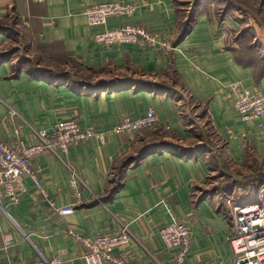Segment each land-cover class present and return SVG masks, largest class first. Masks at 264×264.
<instances>
[{
    "label": "crops",
    "instance_id": "crops-1",
    "mask_svg": "<svg viewBox=\"0 0 264 264\" xmlns=\"http://www.w3.org/2000/svg\"><path fill=\"white\" fill-rule=\"evenodd\" d=\"M118 1L137 8L104 26L87 23L86 8ZM123 24L144 28L165 46L95 42V34ZM233 83L264 92V0H0L6 145L31 146L36 132L62 121L106 132L148 109L157 116L154 128L133 136L74 143L67 156L58 150L37 156L32 165L41 189L24 179L19 203L0 212V264L54 258L84 264L86 250L75 235L115 234L122 226L131 242L116 256L129 264H174L176 252L159 239L171 222L190 228L185 264H230L226 238L238 200L232 191L210 188L220 170L215 163L223 156L235 167L264 170V118L241 119ZM200 108L220 141L219 154L196 121ZM61 159L82 181L77 195ZM65 207L73 212L60 215Z\"/></svg>",
    "mask_w": 264,
    "mask_h": 264
},
{
    "label": "built area",
    "instance_id": "built-area-1",
    "mask_svg": "<svg viewBox=\"0 0 264 264\" xmlns=\"http://www.w3.org/2000/svg\"><path fill=\"white\" fill-rule=\"evenodd\" d=\"M136 8L123 1L94 4L86 8L84 16L90 26H104L109 17L131 15ZM94 40L105 46L111 44L165 46L144 28L128 24H123L112 31L99 32L94 35ZM229 92L233 98V107L242 120L264 118V92L247 90L240 83L231 84ZM9 116L13 117L15 113L10 110ZM156 123L155 111L148 109L143 116L137 119L125 118L106 132L82 130L75 121H62L49 131L36 132L38 141L28 147L24 145L9 147L0 137V212L5 213L7 205L19 203L20 197L26 192L24 179H30L34 186L41 189L37 172L32 165L33 160L40 154L54 153L58 150L67 156L71 144L96 140L103 145L108 135L133 136L143 130L154 128ZM61 162L69 172V186L73 194L77 195L78 188L83 185L82 181L67 159H61ZM246 195L242 194V200L235 202L230 211L233 224L226 238L230 264H264V201L247 204L244 199ZM5 200L8 202L6 205ZM58 212L60 215H69L73 208L65 207ZM75 238L86 250L84 264H129L126 259L114 254L116 249L126 247L131 242L127 226H122L115 234H97L89 238L75 235ZM159 239L165 250L176 252L174 264H185L191 241L189 226L185 223L171 222L159 230ZM58 263V258L49 262Z\"/></svg>",
    "mask_w": 264,
    "mask_h": 264
},
{
    "label": "rangeland",
    "instance_id": "rangeland-1",
    "mask_svg": "<svg viewBox=\"0 0 264 264\" xmlns=\"http://www.w3.org/2000/svg\"><path fill=\"white\" fill-rule=\"evenodd\" d=\"M73 74H75L77 77L88 76L86 74H81L76 71H74ZM197 114L199 120L197 119L196 121L200 124H203L202 127L204 128L208 138V146L216 147L218 143L220 144V141H215L216 138L211 132L212 129H210L209 127L211 125L208 122L206 115L203 113V109L200 108L197 111ZM219 148L220 147H216L214 149L218 154L220 151ZM215 165L220 170L215 173L214 177L212 178L210 188L215 187L217 190L227 193H231L232 191L233 196H235V199L238 201L242 200V194L246 195L247 193L248 195H246L244 198L246 199L247 204H253L264 201V177H260L264 176V170L262 168H259L258 166L256 167V165L252 166V164L246 167L243 166L238 168L233 166L223 156L220 157L219 162L215 163ZM221 176H223V178H221ZM238 195L240 196L239 199Z\"/></svg>",
    "mask_w": 264,
    "mask_h": 264
},
{
    "label": "trees",
    "instance_id": "trees-1",
    "mask_svg": "<svg viewBox=\"0 0 264 264\" xmlns=\"http://www.w3.org/2000/svg\"><path fill=\"white\" fill-rule=\"evenodd\" d=\"M193 22H194V16L192 15V16L189 17V20L186 22V26H185L184 32H188L191 29V27L193 25Z\"/></svg>",
    "mask_w": 264,
    "mask_h": 264
}]
</instances>
